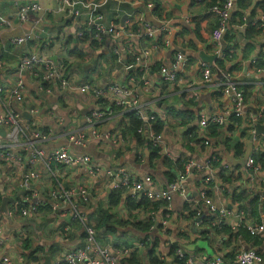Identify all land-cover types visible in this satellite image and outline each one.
<instances>
[{"label":"built area","instance_id":"built-area-1","mask_svg":"<svg viewBox=\"0 0 264 264\" xmlns=\"http://www.w3.org/2000/svg\"><path fill=\"white\" fill-rule=\"evenodd\" d=\"M120 5L123 0H115ZM213 0H194L198 4L211 3ZM60 11L67 16L81 18L86 15L90 4L85 0H59ZM18 17L22 23L30 20L31 13H39L44 9L39 2L15 0ZM236 0H216L210 7V12L217 19L216 27L212 32L217 56L223 53V44L230 28L232 16L236 7ZM98 7V4H94ZM149 3V7H154ZM95 7L87 14V27L93 32L94 41L103 43L109 37L110 62L117 66L124 65L126 71L134 70L137 75H128L125 81H107L103 85L83 82L75 76L69 75L62 65L55 64L47 55L31 52L22 56L19 64L20 74L11 85L0 84V214L2 202L5 197H14L17 191H22L20 198H14V203L7 205L8 214L12 218H30L38 212L51 209L55 213L65 206L60 220L67 215L82 226L84 240L79 246L69 247L64 254L58 256L51 264H121L129 259L135 252L148 249L154 243L151 232L158 231L162 237H167L172 243L174 237L170 235L173 230L171 215L172 200L175 195L187 199L189 208L195 214V226L203 229L210 224L212 229L219 227L228 219L232 220V228L238 231L240 227L264 241V212L260 220L245 223L246 210L221 201L224 194H231L234 187L229 182L222 181V174L231 169L230 163L225 159L221 143L217 142L211 131L214 126L228 127L233 120L245 116V95L239 80L232 78L230 73L224 71L217 62L201 63L200 81L190 82L192 97L197 100L200 92L194 85L204 86L214 83V74L220 73L216 80L217 90L221 97L228 98L229 102L217 113L207 115L202 113L199 117V133L201 141L199 146L204 148L205 154H183L173 158L174 177L165 185H160L152 174L135 175L129 168L122 165V156L126 151V137H133L137 142L139 138L153 145L159 155L172 158L168 150V133L156 130L157 123H165L166 117L153 105L142 100V90L150 91L151 80L148 72L152 66V55L162 48H170L173 43V33L167 22L162 27L155 26L144 17L130 13L127 21L121 26L113 21L107 24L104 14ZM119 9L121 8L118 7ZM127 16V17H128ZM41 19L36 17L35 23ZM258 25L264 33V11L251 22ZM239 31L248 27L247 17H243L241 24L234 25ZM35 30L26 32L21 36H12L9 43L21 46L33 40ZM80 35H83L80 33ZM149 43V44H145ZM257 60V59H256ZM256 60L254 62H256ZM189 58L177 52L172 63L168 66L164 62L158 63L161 80L166 85L179 84L181 76L185 73ZM4 64L0 55V65ZM255 71H262L254 67ZM247 75H251L248 71ZM27 80H34L39 84V90L46 95H59L69 93L82 104H86V126L82 129H69L66 133H58V127L64 125L66 115L52 111L46 120L38 106L24 109L27 103ZM143 84V86H142ZM105 103V105H104ZM116 111V112H115ZM28 113V117L24 114ZM114 114L119 116L136 117L140 124L137 133L123 134L116 129L103 132L99 127L110 120ZM264 118V106L259 118L252 121L254 129L252 136L256 140L255 124L257 119ZM53 121V123H52ZM63 137L67 143L57 145L47 151L45 145L54 137ZM107 143V157L99 158L87 152L92 144H100L104 149ZM181 145V144H180ZM183 147V145H181ZM257 148L246 162L249 173L248 184L251 187L257 182H264V167L256 159ZM260 152H264V149ZM68 170L84 172L92 177H105L107 185L116 192H122L128 199L140 200L147 198L153 203L163 202L164 210L152 212L142 221L149 218L158 225L151 226L150 233L141 239L132 241L129 245L117 249L113 242L102 241L97 236L96 227L91 224L80 206L78 199H87L89 190L85 183L80 187L67 188L63 177ZM200 174L201 185L195 196L191 191L190 181L195 174ZM45 184L47 189H43ZM42 191H46L42 194ZM211 191H214L212 195ZM264 196V194H263ZM23 198V199H22ZM162 213L158 218L157 213ZM165 214V215H164ZM0 220V264H44V257L38 255L36 260L31 259L30 253L24 250L27 227L21 228V236L12 248H6L10 235ZM66 230H71L67 227ZM214 232V231H213ZM109 240V239H108ZM157 248V247H156ZM160 251L159 249H157ZM37 256H35L36 258ZM164 259V257H162ZM168 262L177 264H199L195 256L188 253L184 247H176L175 255L169 257ZM237 264H264V254L256 248H243L236 256ZM205 264H225L224 256L210 257Z\"/></svg>","mask_w":264,"mask_h":264},{"label":"crops","instance_id":"crops-1","mask_svg":"<svg viewBox=\"0 0 264 264\" xmlns=\"http://www.w3.org/2000/svg\"><path fill=\"white\" fill-rule=\"evenodd\" d=\"M30 1L39 2L44 10L39 13H31L30 20L22 23L17 14L18 8L15 0H0V55L4 62L0 65V84L11 85L15 82L21 73L19 64L22 56L31 52L49 56L55 64L62 65L69 75L95 85H103L107 81L118 79L125 81L128 75H137L134 70L127 72L124 65L117 66L114 71L109 61V56H111L109 37L105 38L103 43L96 41L97 43L94 44L87 38V35L91 34L86 24V19L90 16L87 13L95 7L93 3L99 5L95 8L104 14L107 24L116 21L123 26L130 13L142 15L157 27H162L164 22L168 23L169 29L173 33V43L170 48H162L152 55L153 63L148 72V77L151 80L150 91L142 90V100L153 105L166 117L165 123H157L155 127L163 125L160 132L168 133V150L172 158L160 156L158 150L152 145L156 150V154H153L155 151L148 146V143L143 141L144 143L141 145L133 137H126V151L121 154L122 165L127 166L130 172L138 176L145 173L152 174L160 185H165L174 175L173 158L176 159L183 154H195L198 157L205 154L206 150L201 148L198 142L189 141L186 133L195 131L201 141L199 135L202 133L199 126L200 115L202 113L207 115L217 113L229 100L226 97H221L217 90L215 81L221 77L220 73L214 74V83H207L204 86L194 85L200 92L197 100L192 97V88L189 84L193 80L200 81L201 63L203 62L201 52L216 56L214 62L218 59L221 60L224 71L240 81L246 106L244 117L233 120L228 127H220L224 139L227 137L233 141L241 142L245 148L244 155L238 157L235 155L234 147L228 150L224 144H220L224 157L231 166L228 173L222 174L221 179L234 187L233 192L224 194L221 201L245 209V223L260 220L264 212V182H257L251 187L249 186L246 162L257 148L260 149L259 152L264 149V135H257L256 140L252 136L254 129L252 121L259 118L260 111L264 106V33L258 25L251 23L259 16L260 12L264 11L260 6L262 0H236L237 4L232 16L233 23L229 35H236V38L233 42L229 39L224 41L221 56H217L212 40V32L217 24V19L210 12V3L198 4L194 0H123L124 3L120 5L115 0H85L90 4L85 10L86 15L81 18H73L60 11L59 0H23V2ZM149 3H154V7H149ZM36 17L41 19L38 23H35ZM243 17H247L248 27L245 31H239L233 26L240 24L239 20L243 21ZM32 30H35L33 40L21 46L9 43L12 36H21ZM226 50H229V56H226ZM177 52L185 54L189 58V62L179 84L166 85L161 80L157 65L164 62L169 66ZM259 57L263 61L261 64L263 66H258L262 69L260 72L255 71L253 66L254 61ZM95 58L109 61L106 72L99 75L94 74L93 70L96 67L93 61ZM80 63L83 64L84 69L79 67ZM84 70L90 71L92 74L86 76ZM248 71L251 72V75H247ZM115 72L117 75L113 77L111 73ZM26 86L28 97L27 103L23 106L24 109L38 106L45 120L52 111L66 115L64 125L58 127V133H66L69 129H82L86 126L85 119L88 111L83 109V106L87 107L86 104L81 103L80 99L63 92L59 95H46L39 90V84L34 80H27ZM176 96L179 97L178 103L170 104L172 97ZM24 115L29 116L28 113ZM130 121L131 119L127 116L114 114L99 129L103 132L109 128L107 132L116 129L120 133L133 135V131L130 130ZM257 123L264 124V118L257 119ZM243 133L246 135L243 136ZM65 143L67 141L63 137L57 136L51 139L45 147L47 151H50L57 145ZM104 145L106 148L102 149L100 144H92L86 150L96 157L106 158L107 143ZM259 152L256 153V157ZM261 164L264 167V162ZM262 175H264V171ZM200 177L199 173L195 174L190 181L194 196L201 185ZM62 179L67 188L80 187V183L86 184L89 197L78 199L79 204L88 221L96 227L98 238L102 241L113 242L117 249L129 245L134 240L141 239L146 232L138 230L136 225L142 222V218L145 216L165 208V206L155 208L149 204L133 208L126 195L114 191L107 185L105 177L88 176L86 171L68 170ZM42 187L47 189L45 184ZM243 189L251 193V200L249 199L247 208L242 206L241 201L234 199V195ZM44 192L46 191H42V194ZM112 192L119 195L118 200L115 196L112 197ZM211 193L213 195L214 191ZM14 195L13 198L18 199L23 195V192L17 191ZM116 201L118 202L114 205L113 203ZM128 204L130 205L128 206ZM172 208L173 230H170V235L174 237L172 243L167 237H162L158 231L151 232L154 239L156 236L160 237L156 249L161 251L164 264H177L167 260L174 256L169 254L170 251L174 250L175 254L178 246L184 247L188 253L195 256L199 264H205L210 257L217 255L224 256L225 264H237V253L243 248H256L264 254V241L259 238L253 239L249 235L243 234L239 236L238 240L230 242L228 241L229 237L224 233L215 235L210 224L201 230L198 229L195 226V214L192 215L186 198L175 195L172 200ZM68 209L67 205L57 213L46 209L30 218L22 217L20 219H10L5 216V213H1L0 220L4 217L2 223L10 235L6 248H12L20 239L22 227H27L24 250L32 253L33 257L37 256L36 258L39 257L38 255L43 256L45 261L46 256L50 257L52 262L61 254L63 255L69 247L81 245L84 240V230L79 222L74 221L69 215L64 219H59L61 214ZM157 216L161 218L162 213L158 212ZM120 221H124V223ZM225 223L231 225L232 220L228 219ZM156 225L158 224L156 223ZM67 227H70L71 230H66ZM108 227L112 228L108 229ZM0 250L3 251V249ZM137 253H139L141 264H150L146 259V249Z\"/></svg>","mask_w":264,"mask_h":264},{"label":"trees","instance_id":"trees-1","mask_svg":"<svg viewBox=\"0 0 264 264\" xmlns=\"http://www.w3.org/2000/svg\"><path fill=\"white\" fill-rule=\"evenodd\" d=\"M215 2H216V0H213L211 3H210V7L213 5V4H215ZM260 6L264 9V0H262L261 2H260ZM241 15V14H240ZM241 23L243 22L242 20H239ZM233 23V22H232ZM240 23V24H241ZM216 27V26H215ZM231 29V28H230ZM260 31V30H259ZM91 32V34H89V35H87V38H89V40H91L92 42H93V44L94 43H97L96 41H94V39H93V32L92 31H90ZM230 35V30H229V32H228V34L226 35V40H230L231 42H233L234 40H235V38H236V35H233V36H229ZM250 35H251V33H250ZM248 36H249V34H248ZM229 50H226V56H229ZM261 55V54H260ZM263 57V56H262ZM216 62L220 65V66H222L223 67V62L221 61V60H216ZM261 64H263V61H261V58L259 57L257 60H256V62L255 63H253V66L254 67H258V66H263V65H261ZM174 112V111H173ZM130 119H131V121H130V130H132L133 131V133H137V128H138V126H139V124H140V121L136 118V117H133V116H131L130 117ZM161 128H163V125H158L157 127H156V129H157V131H160L161 130ZM214 129H212L213 131H212V136H214L215 138H217V140H220V141H217V142H219V143H222V144H224L225 146H226V149H228L229 150V148H232V147H234V149H235V155L236 156H238V157H242L243 155H244V153H245V148H244V144L243 143H241V142H237V141H233V140H231L230 138H225L224 139V137H222V133H221V131H220V127H218V126H214L213 127ZM246 134L245 133H243V136H245ZM186 136L188 137V140L189 141H195V142H198V143H200L199 141H200V139L198 138V134L197 133H195V131H192V133H186ZM224 139V140H223ZM139 142L141 143V145L144 143L143 142V140L141 139V138H139ZM148 146L151 148H153V146L151 145V144H148ZM154 149V148H153ZM154 153L153 154H156V150L154 149ZM256 159L258 160V162H264V153L263 152H259L258 154H257V157H256ZM174 177V175L172 176V178ZM112 197L113 196H115L116 198H117V200H118V194H115V193H113L112 192ZM250 192L249 191H247L246 189L244 190H241L240 192H238V194H235L234 195V199H238L239 201H241V203H242V206L244 207V208H247V206H248V201H249V199H250ZM251 200V199H250ZM149 199H147V198H144V199H142L141 201H136V200H132V199H129V202H131L130 204H132V207L133 208H140V207H142V206H146L147 204H149V206L150 205H153V206H155V208H157V207H161V206H166V204L165 203H163V202H159V203H153V202H151V203H149ZM118 201H116V202H114L113 204L115 205L116 203H117ZM130 204H128V206L130 205ZM252 204V203H251ZM192 215H194V212H192ZM121 223H124V221H120ZM155 226L156 225V223H154L151 219H149V218H147V219H145V221H142V222H140L139 224H137L136 225V227L138 228V230L140 229L142 232H146L145 234H148V233H150V228H151V226ZM157 227V226H156ZM112 227H108V229H111ZM212 229H213V233L216 235V234H218V235H220V233H224L225 235H227L228 237H229V240L228 241H233V240H238V238H239V236L240 235H243V234H247V235H249L251 238H253V239H257V238H259L260 240H262L260 237H254V236H252L248 231H247V229H245V228H243V227H240L239 228V230L238 231H235V230H233V228L231 227V225H228V224H226V223H223V224H221L219 227H215V228H213L212 227ZM159 238L160 237H158V236H156L155 237V239H154V243L148 248L149 250L148 251H146V259L149 261V263L150 264H164L165 263V261L162 259V253H161V251H158L157 249H156V247H157V245H159ZM170 255H175L174 254V250H171L170 251V253H169ZM30 257H31V259H33V260H36L37 258H35V257H33V254L31 253V255H30ZM234 257V256H233ZM121 264H141V262H140V260H139V253H137V252H135L134 254H133V256L131 257V258H129V259H124L123 261H122V263Z\"/></svg>","mask_w":264,"mask_h":264},{"label":"water","instance_id":"water-1","mask_svg":"<svg viewBox=\"0 0 264 264\" xmlns=\"http://www.w3.org/2000/svg\"><path fill=\"white\" fill-rule=\"evenodd\" d=\"M127 16V15H126ZM125 16V17H126ZM125 17L123 19V22L125 20ZM201 54V58L203 59V61L205 62H214L215 59H216V56H211V55H207L204 51L200 53ZM54 59L56 60V57H54ZM263 134L264 135V124L262 123H257L256 124V135H261ZM14 198L13 197H5L3 199V202H2V207H1V211H3L4 213L8 214V209H7V205L9 203H14ZM46 261L44 264H51V259L50 257L46 256L45 257Z\"/></svg>","mask_w":264,"mask_h":264},{"label":"rangeland","instance_id":"rangeland-1","mask_svg":"<svg viewBox=\"0 0 264 264\" xmlns=\"http://www.w3.org/2000/svg\"><path fill=\"white\" fill-rule=\"evenodd\" d=\"M93 62H94L95 67H96V69L93 70V71H95L94 74H96V75H99V74L102 73V72H103V73L106 72V70H107V68H108V66H109V61H107L106 59H104V61H101V60L95 58ZM79 67L82 68V69H84L82 63L79 64ZM112 67H113L114 71H116V65L113 64ZM97 68H98V69L100 68V70H98ZM84 71H86V72L84 73L86 76H89V75L92 74L90 71H87V70H84ZM111 75H112L113 77H115V76L117 75V72H115V73H111ZM83 77H84V76H83ZM178 99H179L178 96H176V97H172V99H171V101H170L169 103H170V104H172L173 102H174V103H178V102H177ZM174 108H175V107H174ZM175 109H176V108H175ZM250 154H251V151H250L249 155H250ZM249 155H248V156H249ZM5 216H6V215H5ZM141 253H142V252H141ZM144 261H145V260H144Z\"/></svg>","mask_w":264,"mask_h":264}]
</instances>
